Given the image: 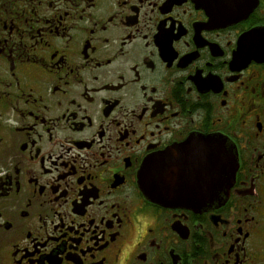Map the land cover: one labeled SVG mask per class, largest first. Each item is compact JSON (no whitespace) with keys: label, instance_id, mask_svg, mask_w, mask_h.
<instances>
[{"label":"flooded vegetation","instance_id":"obj_1","mask_svg":"<svg viewBox=\"0 0 264 264\" xmlns=\"http://www.w3.org/2000/svg\"><path fill=\"white\" fill-rule=\"evenodd\" d=\"M0 264H264V0H0Z\"/></svg>","mask_w":264,"mask_h":264},{"label":"water","instance_id":"obj_2","mask_svg":"<svg viewBox=\"0 0 264 264\" xmlns=\"http://www.w3.org/2000/svg\"><path fill=\"white\" fill-rule=\"evenodd\" d=\"M198 160H201L199 179L195 178L188 190H184L183 186L182 191L177 193H183L185 196L182 199L188 201L189 205L192 204L194 209L206 210L220 195H228L237 169V154L235 150L227 149L224 141H220L215 150H204V155L200 154ZM152 168V161L147 160L138 182L149 201L164 206L169 201L168 194L173 193V189L170 191L166 187L165 168L162 174L159 171L151 173ZM184 175L187 176V173Z\"/></svg>","mask_w":264,"mask_h":264}]
</instances>
